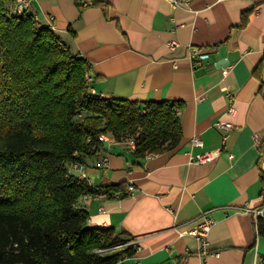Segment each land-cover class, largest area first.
<instances>
[{"label":"crops","instance_id":"1","mask_svg":"<svg viewBox=\"0 0 264 264\" xmlns=\"http://www.w3.org/2000/svg\"><path fill=\"white\" fill-rule=\"evenodd\" d=\"M30 1L28 13L89 61L93 93L183 103L181 139L170 150L138 158L108 133L95 154H79L93 187L127 190L76 201L90 228H113L135 247L117 264H260L264 237L248 209L264 202V0H190L177 8L168 0ZM191 46L210 57L194 63ZM218 121L235 127L224 131ZM195 135L203 148L192 146ZM212 149L221 150L215 161L193 162ZM204 213L216 221L207 256L196 237L181 233Z\"/></svg>","mask_w":264,"mask_h":264},{"label":"trees","instance_id":"2","mask_svg":"<svg viewBox=\"0 0 264 264\" xmlns=\"http://www.w3.org/2000/svg\"><path fill=\"white\" fill-rule=\"evenodd\" d=\"M90 70L53 29L0 0V264H117L136 253L76 205L95 192L126 196L125 186L93 187L70 167L101 148V133L134 138L138 158L174 148L183 103L99 97Z\"/></svg>","mask_w":264,"mask_h":264},{"label":"built area","instance_id":"3","mask_svg":"<svg viewBox=\"0 0 264 264\" xmlns=\"http://www.w3.org/2000/svg\"><path fill=\"white\" fill-rule=\"evenodd\" d=\"M168 1L170 2L172 7L177 8L185 4H188L190 0H168ZM220 1H224V0H220ZM15 4H16V12L18 14H24V13H28V10L31 6V1L30 0H15ZM168 44L172 47H176L178 45L176 41H171ZM209 57H210V53L208 49H205L202 47H192V46L189 47V58L194 63H202L203 61L207 60ZM85 76H86L87 81L91 84L90 71H88ZM227 96L231 102L228 108V112L234 115L236 112V109L234 105L232 104L235 98L234 93L231 91H228ZM217 127L224 131H229L235 127V124H233L232 122H227V121H218ZM254 138H255L256 143L260 145L261 143L259 141L258 135H255ZM99 139L101 141H108L109 140L108 133H101L99 135ZM123 142L126 146H129L133 151L136 149V142L134 138L123 139ZM191 143H192V146L197 147V148L204 147V141L200 135L193 136L191 139ZM220 153H221L220 149L203 150L195 154L192 157V160L194 163H197V164L211 163L220 156ZM102 164L103 165L107 164V156L104 157ZM71 170L79 171L78 177L86 179L89 182V184L92 185L91 180L88 179L86 175V167L81 161L73 162L70 167V171ZM134 189H135L134 185L130 184L128 186V194H132ZM84 195L95 198V199L100 198L102 196V194L98 192H95L92 194H84ZM100 210L104 211V208L101 207ZM248 210L251 211L253 214L255 227L258 231L260 222H264V203L257 208H252ZM215 222H216L215 219L210 214L204 213L199 217L197 223H195V225L191 227L190 229L185 230L181 228V233H188L196 237L201 245V249H200L201 253L207 256L209 254H212V251L208 250V245H209L208 236Z\"/></svg>","mask_w":264,"mask_h":264},{"label":"rangeland","instance_id":"4","mask_svg":"<svg viewBox=\"0 0 264 264\" xmlns=\"http://www.w3.org/2000/svg\"><path fill=\"white\" fill-rule=\"evenodd\" d=\"M121 247H116L114 250H118V249H120Z\"/></svg>","mask_w":264,"mask_h":264}]
</instances>
